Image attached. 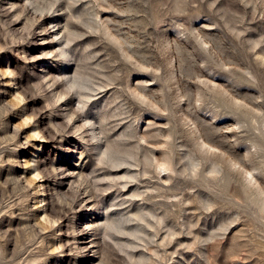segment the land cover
I'll return each instance as SVG.
<instances>
[{
	"label": "rangeland",
	"instance_id": "1",
	"mask_svg": "<svg viewBox=\"0 0 264 264\" xmlns=\"http://www.w3.org/2000/svg\"><path fill=\"white\" fill-rule=\"evenodd\" d=\"M0 264H264V0H0Z\"/></svg>",
	"mask_w": 264,
	"mask_h": 264
}]
</instances>
